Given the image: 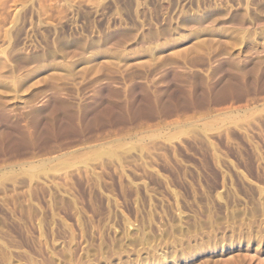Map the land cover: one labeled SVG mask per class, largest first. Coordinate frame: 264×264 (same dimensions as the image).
I'll return each instance as SVG.
<instances>
[{"label":"rangeland","instance_id":"1","mask_svg":"<svg viewBox=\"0 0 264 264\" xmlns=\"http://www.w3.org/2000/svg\"><path fill=\"white\" fill-rule=\"evenodd\" d=\"M0 264H264V0H0Z\"/></svg>","mask_w":264,"mask_h":264}]
</instances>
